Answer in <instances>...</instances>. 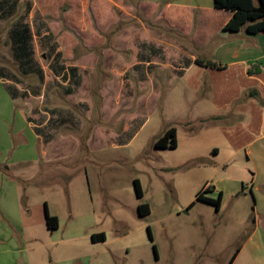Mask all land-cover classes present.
<instances>
[{
  "label": "rangeland",
  "instance_id": "1",
  "mask_svg": "<svg viewBox=\"0 0 264 264\" xmlns=\"http://www.w3.org/2000/svg\"><path fill=\"white\" fill-rule=\"evenodd\" d=\"M167 1L210 5L212 0H146L142 19L147 28L168 44L183 46L189 41V49L195 50L192 36H182L169 21L158 19V10L153 12L154 3ZM33 4L34 0H0V264H264L262 231L243 245L255 227L252 216L259 214L264 220V32L227 31L210 41V46L222 41L256 48L263 57L248 65L258 68L256 78L241 75L240 65L225 71L193 65L188 73L203 74L209 98L180 93L191 86L185 79L169 80L167 91L161 90L159 80L156 89L163 96L153 94L144 118L138 116L129 131L111 140L101 133L106 122L98 129L94 122L102 120L103 81L114 94L123 92L108 98L119 105L111 121L138 108L139 97L124 91L148 89L149 82L129 80L127 74L117 80L112 73H86L87 102L79 98L77 73L69 80L56 76L77 61L83 41L77 27L65 23L63 13L69 5L62 2L52 17L33 10ZM131 18H119L103 36L120 31ZM51 21L60 23L64 45L73 42L69 57L55 53L59 44L47 33ZM25 24L30 33L22 32L21 50L15 32ZM87 105L92 110L85 112ZM230 105L252 116L251 124L231 129L199 119ZM23 111L32 125L49 118L44 129L28 126ZM170 126L176 128L177 146L155 147L156 138ZM36 133L53 141L43 144ZM134 179L142 197L136 195ZM203 186L216 188L204 195L222 192L219 210L196 199ZM142 202L151 211L141 216L137 205ZM44 204L58 218L56 229L46 226ZM99 232L105 240L93 241L91 235ZM237 247L241 249L231 261Z\"/></svg>",
  "mask_w": 264,
  "mask_h": 264
},
{
  "label": "crops",
  "instance_id": "2",
  "mask_svg": "<svg viewBox=\"0 0 264 264\" xmlns=\"http://www.w3.org/2000/svg\"><path fill=\"white\" fill-rule=\"evenodd\" d=\"M62 2H66L69 5L68 9L63 13L65 23L75 25L77 27V34L83 38V41L77 47V61H73V64L69 65L68 68H63L60 72H57L56 76H63L65 80H69L70 74L75 75V73H77V96H80L79 98L84 97L87 102L86 97H88L89 92L87 89L83 88V86H85L84 81L86 79V73L87 75H89V73L105 75L106 73H112L116 75L114 79L117 80H123L124 76L127 74L129 80L137 79L141 84L149 82L148 89H135L131 87L128 90L126 89V92L124 91L128 96L136 94L139 97L138 108L134 112L123 111L120 115H115V118L111 121V118L114 116L113 112L115 111V114H117L119 105H113V102L108 100V98L115 97L117 93L118 96H121L123 92L119 89L118 92L114 94V92L111 91V87L109 88L108 84L106 85L107 81H103L105 85H103V89L100 91L101 95L104 97L100 107L102 120L100 123H97V121L94 122L95 127H97L96 129L101 128V125L106 122L107 126L101 133L103 135L109 134L111 140H116L120 135L129 131L131 123L135 118L138 116L144 118L150 104V98L153 94L159 97L163 96V93H159L156 89L158 86L156 82L159 80L161 90L167 91L169 88L168 86H170L169 80L173 82L177 79H185L187 83L188 81L192 82L191 86L188 89H182L180 93L189 94L191 99L193 96H196L197 99L209 98V84L207 83V79L202 77L203 74L193 77L188 73L193 65L202 69L210 68L196 64L194 62L196 57L212 59L224 66L220 69L214 68L217 70L225 71L231 69V67L240 65L238 70L241 75L256 78L257 76L255 75L259 74L258 68L251 69L248 66L250 61H257L259 58L263 57H261V53L252 45L247 46L242 43H238L237 45H226L222 41H218L213 46H210L212 38L216 36L220 38L224 37V33L227 31L223 30L222 27L232 14L231 10L214 8L212 3L210 5H200L197 2L182 4L173 1H167L163 5L157 2L154 3L156 8L154 7L153 12L158 10V19L169 21L181 31L182 36H192L191 44H195L196 46L194 47L196 49L190 50L189 41L186 40L187 45L183 46H180L174 41H172L173 44H168L165 40L161 39L159 34L147 28L142 19V14H145L146 0L141 3L134 0H34L32 9L34 10L35 8L43 16L47 15L54 17L59 13L58 8ZM32 9L30 13H32ZM195 12H197V19L196 23L193 25V16ZM73 18H75V20H73ZM119 18L125 20L131 18V20L130 23L124 25L120 31H113L109 37L107 36V39V37L103 36V33L110 32ZM58 23L57 21L48 23L49 31L47 33L53 34L59 44L55 48V53L58 55H62L63 53L64 57H69V55L72 54L73 42L71 41L69 46L64 45V32L61 33L62 29L59 26L60 23ZM242 29L245 31L244 28ZM241 30L237 32H228L237 33L238 35ZM170 47L173 48V51H170ZM206 48H209L208 54L204 52ZM172 53H177V56ZM178 54H181V57H178ZM186 55H188V58H186ZM53 58L54 55L51 56V60H53ZM75 64H77V66H75ZM120 66H123V68H120ZM105 79H107V77H105L104 80ZM141 84L139 85L141 86ZM249 92L253 93V89L249 88ZM9 94L12 99H15L11 91H9ZM87 106L89 109L85 112L91 111L92 106ZM24 114L23 111V119H25ZM30 115L31 118L36 119L32 113H30ZM48 119L49 118L41 124L32 125L30 122H26V119L25 122L33 129L36 127V129L43 130ZM199 119L200 121L208 119L218 121L223 123L225 128L233 129L234 125L239 123H244L245 126L250 125L252 116L245 114V111L237 110L234 105H230L225 110L218 113L201 115ZM81 121L82 120L77 117V128L81 127ZM262 122H264L263 115L261 117V123ZM185 123H188V121ZM36 134L41 137L43 144L50 143V140L53 141V138L45 139L42 135ZM73 140L74 142L77 141V137H75L74 134ZM261 147L264 148V145ZM213 150L215 152L219 151L217 148ZM253 179L254 178H251V181ZM209 190L215 192L216 188L208 187V191ZM221 203L222 192L219 209L222 206ZM149 209L151 211L150 206ZM251 220L255 224V227L246 237L243 245H245L246 242L253 237V234L259 230L262 231L264 237V229L259 228L261 227V223L264 224V220L260 218L259 214H254Z\"/></svg>",
  "mask_w": 264,
  "mask_h": 264
},
{
  "label": "trees",
  "instance_id": "3",
  "mask_svg": "<svg viewBox=\"0 0 264 264\" xmlns=\"http://www.w3.org/2000/svg\"><path fill=\"white\" fill-rule=\"evenodd\" d=\"M212 6L217 9H228L231 10L232 14L229 19L223 25V30L237 32L244 28L247 33L256 34L258 32H264V0H212ZM197 12L193 16V25L196 23ZM22 32L30 33L29 24H25L22 31L15 32V40L20 42L19 49H24V37ZM194 62L200 66L210 67V68H223L221 63H218L212 59L196 57ZM155 147L162 148H174L177 146L176 129L171 126L167 128L162 135L156 138L154 141ZM134 188L137 197H142L143 192L138 179L133 180ZM208 191V186H204L200 191L196 193V199L213 204L216 210H219V205L221 201V192L219 191L215 197H210L204 195L203 192ZM194 204V201L190 202L187 206L189 209ZM44 216L47 228L56 229L58 227V218L56 215H52L48 212L45 206ZM137 211L139 215L149 214V205L145 202L139 203L137 205ZM149 237L151 238L150 231L148 230ZM93 241L105 240V234L103 232L94 233L91 235ZM154 251L155 248L153 247ZM239 247L236 248L235 252L232 254L230 260L232 261L236 256Z\"/></svg>",
  "mask_w": 264,
  "mask_h": 264
}]
</instances>
